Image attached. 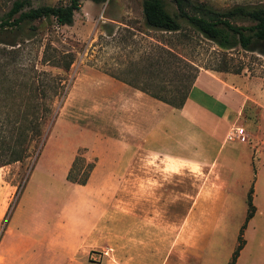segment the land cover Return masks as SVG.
I'll return each instance as SVG.
<instances>
[{"label": "rangeland", "instance_id": "374dc122", "mask_svg": "<svg viewBox=\"0 0 264 264\" xmlns=\"http://www.w3.org/2000/svg\"><path fill=\"white\" fill-rule=\"evenodd\" d=\"M198 1L217 9L264 5V0ZM164 2L173 12L174 5ZM9 3L0 0V14ZM180 21V32H160L145 24L142 0H82L69 25L36 20L0 35V155L13 150L24 156L0 166V264H124L129 214L139 209L168 211L154 219L165 250L172 221L181 220L192 196L224 192L227 180L237 175L194 152L169 154L163 162L148 156L125 173L102 168L85 186L69 182L76 155L81 159L73 174L83 177L96 138L138 140L156 119L155 105L145 102L132 101L123 115V103L110 85L114 79L131 91L136 85L178 101L199 71L237 75L248 100L232 124L245 128L247 143L230 145L246 150L238 177H253L258 159L253 134L264 136V56L238 46L223 49ZM145 94L137 91L135 97ZM226 126L217 128L220 141Z\"/></svg>", "mask_w": 264, "mask_h": 264}, {"label": "crops", "instance_id": "0c3cea01", "mask_svg": "<svg viewBox=\"0 0 264 264\" xmlns=\"http://www.w3.org/2000/svg\"><path fill=\"white\" fill-rule=\"evenodd\" d=\"M110 85L123 103V115L132 101L138 106L145 102L155 105L156 119L138 140L125 136L123 139L119 136L96 138L90 147L96 162L89 179L102 168L125 173L136 162L143 165L148 156L163 162V156L169 154L185 156L194 152H201L214 168L237 173L234 180H227L224 192H198L192 196L181 220L177 216L176 222L172 221L169 248L165 250L160 246L162 241L158 242V225L154 219L168 211L131 210L128 218L130 248L124 264H228L240 232L244 243L234 264H264V136L253 134L251 146L256 149L258 159L256 169L252 166L251 179L238 177V170L244 167L246 150H238L230 143L240 141H225V134L248 100L238 86L237 75L199 71L181 108L147 96L137 88L131 91L116 79ZM137 91L145 97L136 99ZM224 123L227 128L220 141L216 132ZM72 159L70 155L66 166ZM250 189L253 213L246 220ZM234 191L238 194V205ZM134 218L137 220H132ZM133 242H137L134 247ZM132 248L138 251L137 256L132 257Z\"/></svg>", "mask_w": 264, "mask_h": 264}, {"label": "trees", "instance_id": "16d2710c", "mask_svg": "<svg viewBox=\"0 0 264 264\" xmlns=\"http://www.w3.org/2000/svg\"><path fill=\"white\" fill-rule=\"evenodd\" d=\"M82 0H69L66 4H39L34 5L33 0H10L9 7L0 14V35L22 29L27 23L36 20L54 19L59 25H69L73 22L74 13L79 10ZM94 2L105 0H92ZM174 5V11L166 8L164 0H142V13L145 24L154 30L166 33H178L182 28L181 19L193 30L205 38L216 43L223 49H231L236 46L250 52H257L264 56V5H234L226 9H217L205 2L198 0H169ZM163 52L176 59L179 57L171 49L161 46ZM71 61L66 64L69 67ZM228 70V69H226ZM193 83V81H192ZM190 84V87L192 85ZM143 93L169 104L175 108H181L188 96L190 88L181 95L178 101L150 93L148 90L133 85ZM10 150L12 149L9 148ZM4 156L6 153H1ZM6 159H0V166L22 160L23 155L16 151H9ZM81 159L76 155L66 178L69 182L84 185L88 181L95 166L96 158L92 157L82 178L73 174L77 168V161ZM248 212L246 220L253 213L251 202V189L247 195ZM244 240L242 235L238 237V244L228 264L234 261L242 248Z\"/></svg>", "mask_w": 264, "mask_h": 264}, {"label": "built area", "instance_id": "2783aa9c", "mask_svg": "<svg viewBox=\"0 0 264 264\" xmlns=\"http://www.w3.org/2000/svg\"><path fill=\"white\" fill-rule=\"evenodd\" d=\"M238 140L240 142L247 141V133L243 126L234 124L225 134V141Z\"/></svg>", "mask_w": 264, "mask_h": 264}]
</instances>
